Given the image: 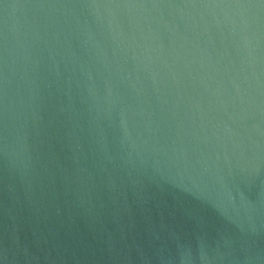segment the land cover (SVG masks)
I'll list each match as a JSON object with an SVG mask.
<instances>
[{
    "label": "water",
    "instance_id": "water-1",
    "mask_svg": "<svg viewBox=\"0 0 264 264\" xmlns=\"http://www.w3.org/2000/svg\"><path fill=\"white\" fill-rule=\"evenodd\" d=\"M0 264H264V0H0Z\"/></svg>",
    "mask_w": 264,
    "mask_h": 264
}]
</instances>
